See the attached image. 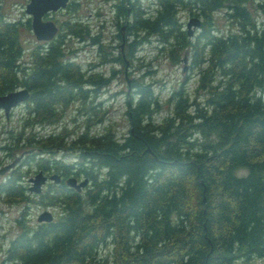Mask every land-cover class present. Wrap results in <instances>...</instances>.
<instances>
[{
	"label": "trees",
	"instance_id": "1",
	"mask_svg": "<svg viewBox=\"0 0 264 264\" xmlns=\"http://www.w3.org/2000/svg\"><path fill=\"white\" fill-rule=\"evenodd\" d=\"M246 2L154 0L149 11L130 0L115 4L127 32L139 39L110 60L124 64L135 42L154 35L170 43V53H188L197 72L194 93L182 82L173 86L165 99L169 110L156 118L153 86L130 78L126 134L118 139L109 127L98 134L84 130L71 141L84 147L70 161L53 156L63 145L60 132L22 137L19 130L14 143L22 138L35 147L21 162L57 172L60 180L36 193L37 202L55 208L54 218L35 225L23 211L16 218L19 230L4 251L8 264H229L264 255V0L255 1L260 17ZM179 7L201 17L196 33L182 28ZM220 8L235 28L215 30L212 13ZM19 24L0 7V94L29 90L22 127L56 122L62 106L84 102L93 91L87 86L105 79L85 74L65 56L60 33L34 47L22 64ZM64 26L88 35L80 21ZM87 100L83 110L94 114L98 104ZM68 175L87 183L76 190L63 182ZM20 176L11 169L0 192L27 198ZM104 243L109 253L102 256Z\"/></svg>",
	"mask_w": 264,
	"mask_h": 264
},
{
	"label": "rangeland",
	"instance_id": "2",
	"mask_svg": "<svg viewBox=\"0 0 264 264\" xmlns=\"http://www.w3.org/2000/svg\"><path fill=\"white\" fill-rule=\"evenodd\" d=\"M71 5L66 4L65 7L57 9L49 13L51 19L57 26L54 37L61 34V42L65 56L71 57L77 62L85 74L99 73L102 78L100 84L88 85L93 91L87 92L84 102L73 100L64 106L60 111V117L53 123L32 122L22 127L27 111L24 102H20L11 107L5 116L0 110V166L10 162L11 159L20 155L23 149L26 151H35V147L28 146L25 139L20 138L15 142L17 133L23 129L24 137L28 132L34 134H48L56 132L61 134V143L53 148L54 157H58L63 161H70L77 155V151L84 146L71 142L78 133L86 131L87 134H98L106 127L113 131L116 138L121 139L128 129V120L125 115V99L131 89L129 85L130 78H142L145 82H149L157 95L158 107L154 113L158 118L169 110L170 104L165 102L170 89L177 86L180 82L189 91L190 96L194 93L197 72L189 68L188 53L180 50L177 54L170 49L172 46L169 42H160L158 37L149 35L148 41L135 42L134 47L128 57H124V64L117 61H111L113 56L118 52L124 56L125 46L133 39H139L135 33L127 32V21L123 15L117 13L115 4L119 0H71ZM124 1V0H123ZM255 1L247 0L246 5L250 13L254 16H261L259 10L255 11ZM27 0H0V7L3 14L11 19L20 22L18 38L21 44V53L19 60L22 64L28 63L31 58V50L37 45L45 42L35 38L31 31L30 25H27V14L24 6ZM126 2V0H125ZM144 7L146 10H152L154 0H130ZM70 3V0L68 1ZM126 6V5H125ZM129 5L127 6V8ZM213 23L217 32L226 31L227 28H235L230 17L225 14L224 9L220 8L213 11ZM177 16L181 21L182 28H185V22L189 17H197L194 11L187 7H179ZM67 20H77L85 25L88 30L83 36H77L64 26ZM129 23V22H128ZM200 23V21H199ZM84 27V26H83ZM192 33H196L200 29V24L190 26ZM91 36V38H90ZM52 39V38H51ZM101 45L102 51L98 49ZM186 50V49H185ZM185 60L182 61V58ZM113 68V71H111ZM127 83L129 86H127ZM91 97V102L98 104L94 114H88L83 110V105ZM201 94L197 95V98ZM88 117L87 121H84ZM27 152V153H28ZM19 160L25 157L26 153ZM36 156V154H34ZM22 157V158H21ZM16 161V163L0 173V180L11 170L19 171L21 176V185L24 186V192L27 198L10 199L0 192V264H8L4 260V251L10 238L19 230L16 218L23 216L29 224L35 225L37 214L43 209L51 212L54 218L56 214L55 208L45 206L36 201L38 198L36 193L30 192L25 188L26 180L32 176L38 168L33 163ZM82 179V175L76 176ZM45 186L43 187V189ZM84 188V186H83ZM82 188V189H83ZM41 189V190H43ZM80 189V190H82ZM107 243L101 244L98 253L102 256L108 254ZM229 264H264V255H252L249 258L237 257Z\"/></svg>",
	"mask_w": 264,
	"mask_h": 264
},
{
	"label": "water",
	"instance_id": "3",
	"mask_svg": "<svg viewBox=\"0 0 264 264\" xmlns=\"http://www.w3.org/2000/svg\"><path fill=\"white\" fill-rule=\"evenodd\" d=\"M68 0H27L24 6V11L30 16V27L35 38L38 40H49L54 37L57 26L51 19L43 20L41 18L42 14L49 10H56L58 8H63L67 4ZM199 24L197 17H189L185 22V28L187 35L192 33L190 26H195ZM185 57L182 58V61ZM28 97V90L25 87H18L13 90H9L0 94V110L3 114L7 116L8 111L11 107L22 102ZM22 153L19 156L10 160V162L0 166V173L4 172L9 167H12L17 160H19ZM46 179L52 182H59L60 174L57 172H52L46 176L40 169L37 170L32 176L28 177L29 185L27 190L39 193L41 191V185ZM63 182L76 190H80L86 183L87 178L77 180L75 176L68 175L63 179ZM52 219V214L49 210L43 209L37 216V221H50Z\"/></svg>",
	"mask_w": 264,
	"mask_h": 264
},
{
	"label": "flooded vegetation",
	"instance_id": "4",
	"mask_svg": "<svg viewBox=\"0 0 264 264\" xmlns=\"http://www.w3.org/2000/svg\"><path fill=\"white\" fill-rule=\"evenodd\" d=\"M69 1V0H68ZM68 1H67V3H68ZM58 9H61V8H58ZM57 10V9H56ZM53 11H55V10H53ZM50 12H52V10H49V11H47V12H45V13H43L42 14V16H41V18L43 19V20H46V19H49V17H50V15H49V13ZM27 14V13H26ZM27 19H28V21H29V25H30V16L27 14V18H26V22H27ZM31 28V27H30ZM53 38V37H52ZM43 41H47V40H43ZM28 93H29V90H28ZM23 102H24V100H23ZM22 151H24L23 152V155H22V157L24 156V154L26 153L27 154V152L28 151H26L25 149H23ZM21 157V158H22ZM21 160H19L18 161V163L20 162ZM46 176H48L50 173H52V172H43ZM65 178V177H64ZM63 178V179H64ZM20 179V178H19ZM76 179L77 180H79L80 178L79 177H76ZM51 180H49V179H46L45 181H44V183L41 185V189H43V187L45 186H47V183L48 182H50ZM20 182H21V179H20ZM26 183H27V185H25V188L27 189V186L29 185V181H28V178H27V180H26ZM23 186V185H22ZM23 188H24V186H23ZM31 192V191H30ZM34 193V192H33ZM50 207H52V206H50ZM37 221V220H36ZM40 222H44V221H37L35 224H37V223H40Z\"/></svg>",
	"mask_w": 264,
	"mask_h": 264
}]
</instances>
